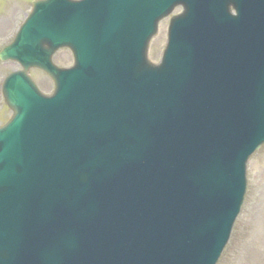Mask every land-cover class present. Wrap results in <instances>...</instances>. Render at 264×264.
Wrapping results in <instances>:
<instances>
[{
	"label": "water",
	"instance_id": "obj_1",
	"mask_svg": "<svg viewBox=\"0 0 264 264\" xmlns=\"http://www.w3.org/2000/svg\"><path fill=\"white\" fill-rule=\"evenodd\" d=\"M0 60V264L218 263L264 145V0H40Z\"/></svg>",
	"mask_w": 264,
	"mask_h": 264
},
{
	"label": "rangeland",
	"instance_id": "obj_2",
	"mask_svg": "<svg viewBox=\"0 0 264 264\" xmlns=\"http://www.w3.org/2000/svg\"><path fill=\"white\" fill-rule=\"evenodd\" d=\"M33 1L36 0H0V50L13 41L18 27L30 14ZM167 30L168 21H164L150 44L149 59L155 64L165 49ZM54 62L67 67L72 65L73 58L68 50H60ZM19 69L17 63L0 61V127L12 116L1 94L2 82L8 74ZM31 75L42 93H53L54 85L47 75L38 70H32ZM247 180L244 205L218 264H264V146L249 161Z\"/></svg>",
	"mask_w": 264,
	"mask_h": 264
}]
</instances>
